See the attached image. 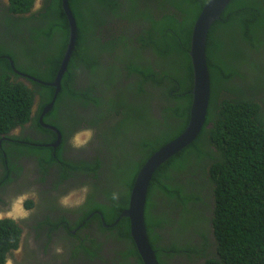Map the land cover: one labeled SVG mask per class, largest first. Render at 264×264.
Returning <instances> with one entry per match:
<instances>
[{"label":"trees","instance_id":"1","mask_svg":"<svg viewBox=\"0 0 264 264\" xmlns=\"http://www.w3.org/2000/svg\"><path fill=\"white\" fill-rule=\"evenodd\" d=\"M34 1L7 0L0 7L4 9L5 28L18 44L17 49L0 44V133L27 122L35 93L41 102L38 114L53 99L51 115L65 100L101 107L105 92H98L94 83L80 82L81 71L95 76L107 91L114 89L113 80L132 90L134 97L146 92V86L161 94L164 91L168 119L163 121L149 118L136 102H126L121 89L105 104L109 114L116 108L121 112L111 130H118L119 135L132 130L149 135V140L140 142L144 155L138 161H125L132 166L131 178L124 184L128 190L115 205L118 208L113 214L99 208L104 224L111 225L127 208L130 190L145 161L187 125L193 87L191 34L209 0H68L78 35L55 98V88L49 84L54 82L65 52L68 22L61 0H46L41 12L26 18ZM46 12L51 13L50 24L41 18ZM154 15L160 17L158 24H150ZM32 20L47 22L45 28L34 31L36 36L25 25ZM132 31L135 43L128 49L127 43L120 41L123 34ZM40 36L50 45L41 43ZM28 40H36L35 51ZM111 48H118L121 55ZM251 48L255 52L264 48V0H232L207 35L210 99L204 126L190 145L154 172L148 185L144 225L159 264H168L167 259L174 257L189 264L197 259L201 264H264V58L251 66L247 62ZM18 52H38V64L31 57L24 61ZM11 61L16 71L34 79L28 80L32 88L15 80L18 76ZM246 65L250 78L239 75ZM171 115L179 118L177 123L171 122ZM112 120L110 116L108 121ZM53 126L62 134L59 126ZM48 133L54 139V134ZM158 199L165 202L161 208ZM94 219L100 232H106L100 219ZM199 226L204 231L198 230ZM189 230L202 240L199 248L181 242L188 240ZM108 232L125 238L135 262L143 264L130 238L128 219H121ZM209 234L213 237L210 243ZM19 238L13 222L0 221V264L16 248ZM209 246L213 250L207 255L205 247Z\"/></svg>","mask_w":264,"mask_h":264},{"label":"flooded vegetation","instance_id":"2","mask_svg":"<svg viewBox=\"0 0 264 264\" xmlns=\"http://www.w3.org/2000/svg\"><path fill=\"white\" fill-rule=\"evenodd\" d=\"M35 2L36 0L30 12L32 15L42 11L46 0H41L38 10H34ZM6 4V0L0 1V7ZM82 8L80 5V11ZM3 10L0 9V44L17 49V40L9 29L7 31L5 28ZM50 15L51 13L46 12L41 18L50 24ZM154 16L155 19L150 24H158L160 21L159 16ZM30 24L34 27L31 29L32 34L36 36L34 31L45 28L47 22L32 20ZM134 35V31L123 34L125 38L121 39L120 43L126 42L127 48L130 49L135 43ZM24 37L27 38L25 35ZM38 39L41 43L50 45L43 36ZM28 43L36 47L33 51L37 49L36 40H28ZM111 49L117 56L121 55L118 48ZM263 50L264 48L255 52L251 48L247 62L251 66L256 62H262ZM18 56L24 61L26 57H31L36 61V65L38 64V52H27L24 55L18 52ZM5 57L7 56L3 58ZM244 65L241 61V66ZM85 72L81 71L79 81L94 83L92 85L98 88V92H105L101 107L82 106L79 102L76 104L71 100H65L64 104L58 102L60 106L54 114L51 115L49 111L40 122L41 113L38 114L40 96L35 93L27 122L0 136V213L8 212L13 201L24 195L28 198L24 201L23 207L30 212L26 220L0 219L10 220L20 231L19 242L16 248L6 255L5 262L11 258L13 264H138L135 262V256L130 253V243L125 238L119 239L108 232L115 226L110 227L111 225L106 224L103 226V213L99 208L105 209L109 214H113L118 208L115 205L124 199L123 192L128 190L125 182H130L131 178L132 166L125 161H138L144 155L140 142L144 139L149 140V135H138L134 133L135 130L119 135L118 130H111L112 124L117 121L121 112L116 108V112L109 114L105 104L112 96L117 97L120 94L117 90L121 89L126 102L132 104L136 102L139 109L147 111L149 118L163 121L168 119L167 101L164 91L161 94V91L151 89L149 86L145 87L146 92L142 95L134 97L132 90L123 89L115 80L114 89L107 91L102 86L103 83L99 86L95 76L91 77L86 72L88 76ZM249 74L251 73L247 65L239 73L243 77H249ZM23 76L18 79L31 84L25 77L29 75ZM104 78L108 79V76ZM71 103L74 106H70ZM110 116L113 117L111 122L108 121ZM171 118V122L174 123L179 120L176 116L171 115ZM51 123L59 126L62 134ZM45 126L51 127L52 130L45 129ZM87 130L94 133L91 141L84 147H73V138L78 135L81 140L87 139ZM48 132L54 134V139ZM142 132L143 130L139 131V134ZM57 133L60 135L59 138ZM122 135L123 138L120 139ZM85 187L87 193L82 204L71 207L61 204V199L66 196H70L74 203L84 195L82 189ZM113 193H118L119 198L113 199ZM164 203L157 200L160 208ZM113 208L114 210L110 212ZM158 209L156 208V213ZM95 217L100 219L106 232H100ZM198 230L204 231L200 226ZM187 234V241L183 239L181 241V238L177 241L199 248L202 240L195 236L193 230L187 231ZM211 238L212 234H209L208 243ZM57 247L62 251L57 253L55 251ZM211 250L213 249L210 246L205 247L207 255L212 253ZM197 260L192 264H201V259ZM167 262L189 264L186 259L178 257L167 259Z\"/></svg>","mask_w":264,"mask_h":264},{"label":"water","instance_id":"3","mask_svg":"<svg viewBox=\"0 0 264 264\" xmlns=\"http://www.w3.org/2000/svg\"><path fill=\"white\" fill-rule=\"evenodd\" d=\"M231 1L209 0L197 17L192 29L189 49V57L193 70V90L191 92L192 102L187 126L178 137L160 148L145 162L134 180L129 196L128 208L122 211L116 221L110 226H116L122 218L129 220L130 238L143 264H159L149 245L144 225V207L148 185L154 172L171 157L190 145L200 133L205 121L210 95L209 73L205 56L207 35L211 26L220 19L221 13ZM62 9L68 20L69 35L55 80L50 84L51 87L55 88L54 98L60 91V82L74 52L78 35L75 20L69 9L68 0H62ZM6 59L10 61L8 57ZM11 67L13 68L12 63ZM25 77L29 80H34L31 77ZM53 104L54 99L44 107L40 122L42 117L52 109ZM45 128L52 130L49 126H45ZM57 135L59 138L58 133ZM103 226L105 227L106 225L103 223Z\"/></svg>","mask_w":264,"mask_h":264},{"label":"clouds","instance_id":"4","mask_svg":"<svg viewBox=\"0 0 264 264\" xmlns=\"http://www.w3.org/2000/svg\"><path fill=\"white\" fill-rule=\"evenodd\" d=\"M6 3H7V0H6ZM34 3V2H33ZM69 5V4H68ZM32 6H33V4H32ZM32 6H31V8H32ZM41 6V0H36V2H35V9L34 10H38L39 9V7ZM61 7H62V0H61ZM31 8H30V10H29V12H27V13H25V17L26 18H30L31 16H32V14L30 13L31 12ZM69 9H70V6H69ZM62 11H63V9H62ZM71 11V10H70ZM63 13H64V11H63ZM71 14H72V12H71ZM64 15H65V13H64ZM72 16H73V14H72ZM65 17H66V15H65ZM73 18H74V16H73ZM67 19V18H66ZM74 20H75V18H74ZM67 22H68V20H67ZM25 25L26 26H29V28L30 29H33L34 27H32L31 26V24H30V21H28V22H26L25 23ZM194 26V25H193ZM68 35H69V26H68ZM68 42V41H67ZM67 45V44H66ZM76 47V46H75ZM262 55H264V50H263V52H262ZM6 58V57H5ZM10 59V58H9ZM11 63H12V61H11ZM13 69H14V65H13ZM15 70V69H14ZM16 71V70H15ZM14 71V72H15ZM193 71V70H192ZM16 73V75L18 76V78L19 77H24L23 75L24 74H22V73H20V72H18V71H16L15 72ZM30 77V76H29ZM16 79L15 78V80L17 81V82H20V83H22L24 86H26V87H28V88H32V86H31V84H29V83H26V82H24V81H22V80H20V79ZM1 79V78H0ZM28 79V78H27ZM11 80H13V78L11 79ZM209 82H210V80H209ZM49 86H50V84H49ZM51 87V86H50ZM192 90H193V87H192ZM192 90H191V92H192ZM190 92V93H191ZM191 96H192V94H191ZM35 99V98H34ZM209 99H210V95H209ZM33 102H34V100H33ZM33 104V103H32ZM208 105H209V101H208ZM191 107V106H190ZM44 109V108H43ZM207 110H208V107H207ZM189 114H190V110H189ZM206 115H207V113H206ZM205 119H206V117H205ZM188 121H189V119H188ZM188 123V122H187ZM204 123H205V121H204ZM204 123H203V125H202V128H203V126H204ZM187 126V125H186ZM210 125H208L207 127H209ZM17 127V126H16ZM186 128V127H185ZM184 128V129H185ZM202 128H201V130H202ZM46 129V128H45ZM49 130V129H48ZM201 130H200V132H201ZM184 131V130H183ZM7 133V132H6ZM6 133H0V136L1 135H4V134H6ZM200 134V133H199ZM94 135V133L92 132V130H87V139H85V140H81L80 138H79V136L77 135V136H75L74 138H73V141H72V144H73V147H75V148H81V147H84V146H86V144L88 143V142H90L91 141V139H92V136ZM60 136V135H59ZM198 137V136H197ZM171 142V141H170ZM168 144V143H167ZM166 145V144H165ZM162 148V147H161ZM159 150V149H158ZM157 150V151H158ZM156 151V152H157ZM149 159V158H148ZM147 159V160H148ZM146 160V161H147ZM145 161V162H146ZM145 164V163H144ZM143 164V165H144ZM142 168V167H141ZM140 171V170H139ZM137 176V175H136ZM136 178V177H135ZM133 186V185H132ZM132 189V188H131ZM82 192L84 193V195H81L80 196V198L78 199V200H76L74 203L72 202V200H71V197L70 196H66V197H63L62 199H61V204L63 205V206H66V207H71V206H78L79 204H82L83 202H84V199L86 198V193H87V188L85 187L84 189H82ZM28 197H27V195H24V196H20V197H17L16 199H15V201H13V203L11 204V207H10V210L8 211V212H6V213H0V219H4V218H9V219H13V220H17V221H19V220H26V219H28V217H29V215H30V212L27 210V209H24V207H23V204H24V201L27 199ZM112 198L113 199H118L119 197H118V193H113V196H112ZM122 219H124V218H122ZM10 221V220H9ZM55 251L57 252V253H59V252H61L62 251V249H60V248H56L55 249ZM137 251V250H136ZM155 254V253H154ZM157 259V258H156ZM142 261V260H141ZM158 261V260H157ZM143 263V262H142ZM5 264H13V261H12V259L11 258H8L7 260H6V262H5Z\"/></svg>","mask_w":264,"mask_h":264},{"label":"rangeland","instance_id":"5","mask_svg":"<svg viewBox=\"0 0 264 264\" xmlns=\"http://www.w3.org/2000/svg\"><path fill=\"white\" fill-rule=\"evenodd\" d=\"M259 64L262 65L263 63H259ZM253 75H254V74H253ZM249 86H250V85H243L244 88H248ZM238 88H239V89H244V88H242V87H238ZM121 138H123V135L120 136V139H121Z\"/></svg>","mask_w":264,"mask_h":264}]
</instances>
